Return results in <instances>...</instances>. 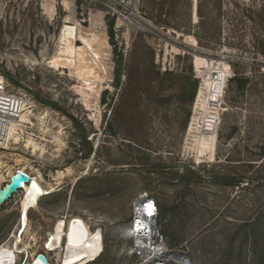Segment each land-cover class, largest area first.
<instances>
[{"label":"rangeland","instance_id":"374dc122","mask_svg":"<svg viewBox=\"0 0 264 264\" xmlns=\"http://www.w3.org/2000/svg\"><path fill=\"white\" fill-rule=\"evenodd\" d=\"M130 4L144 25L118 26ZM98 15L110 55L90 79L59 56L64 27L95 31ZM0 69L25 101L0 188L22 171L50 192L0 206V244L27 209L21 264H57L49 234L74 217L102 230L90 264H156L130 233L143 196L177 261L264 264V0H0Z\"/></svg>","mask_w":264,"mask_h":264},{"label":"bare ground","instance_id":"6f19581e","mask_svg":"<svg viewBox=\"0 0 264 264\" xmlns=\"http://www.w3.org/2000/svg\"><path fill=\"white\" fill-rule=\"evenodd\" d=\"M67 10L69 11L67 23H72L76 18L74 5L67 3ZM129 20H134L133 15L131 17L130 13L121 15L120 20L118 21V26H121V24H124V22H129ZM99 21L100 23H98L95 31L90 32L87 30L84 31L81 28L79 29L74 25H66L64 27L62 42L65 47H63L60 51L59 59L62 60V62H59L60 64L68 65V63H70L71 65V63L74 62L73 64H78L80 72H85L89 76L90 73H94L95 67L102 66L104 64L102 60L108 58L110 55L108 50H106L109 47V42L106 25L100 16ZM77 39L83 42L84 47L75 46L74 41ZM105 52L107 54H105ZM63 55L67 56L65 59L66 62L63 61ZM58 61V59L55 60L56 63ZM24 108L25 107L22 106L20 118L23 117L22 114ZM13 123V128H15L17 122ZM13 128L10 132V137L13 136ZM30 178L31 180H34L33 183L28 184L23 188V191L26 190L27 192V197L29 200L28 205H31L32 201L44 197L48 193V188H46L38 178ZM142 198L145 197L143 196ZM145 202L146 199L143 200V203L136 205L137 213L140 215L135 221L138 229L136 237L139 241V245H141L143 248V254L150 260H154L156 264H169L171 262L175 264H193L189 257L188 262H184L183 260L177 261L176 258L180 254H170L168 253V249L164 244L154 245L152 243L153 233L149 230L142 216V207H144ZM147 209L149 211L146 213V216L149 217L151 214H153L155 209V204L153 201L148 202ZM26 214L27 209L25 211V217L21 223V226H19L17 230L12 235H10L7 241L0 244V264H21L19 262L20 253L30 250V244L26 242L22 243V241H20V234H23L27 226ZM49 235L51 239L46 243V248L49 252L57 254V264H90L99 259L104 252L102 231H92L89 224L82 217H74L69 220L59 219L55 223L52 233ZM33 239L36 240L35 237ZM38 255H35L32 261L25 264H38L36 262ZM159 258L164 259L159 260ZM48 263L54 264L49 261Z\"/></svg>","mask_w":264,"mask_h":264},{"label":"built area","instance_id":"2783aa9c","mask_svg":"<svg viewBox=\"0 0 264 264\" xmlns=\"http://www.w3.org/2000/svg\"><path fill=\"white\" fill-rule=\"evenodd\" d=\"M129 11H130V16L132 17V15H133V18H135V20L137 22H139V24L142 25L143 24L141 21L142 17H140L135 12L134 5H133V9H132V5H131V8L128 9L127 12H125V13H128ZM116 13L119 15V18H118V21H119L122 13L118 12V11H116ZM122 25L129 27L127 23H124ZM133 28H135V27H133ZM137 30H139V28ZM22 106L25 107V101L23 100V98L18 97L16 95H13L12 93H10L9 88H8L7 79L4 75V73L0 69V149L3 148L6 144H9L13 140V138L10 137V132H11L12 128L14 127L13 122H18V121L20 122V120H21L20 114L22 112ZM22 190L23 189H21L20 192H22ZM140 199L141 200H137L136 205L143 203V200L146 199V202L144 203V207H142V212H143L142 216H143L149 230L153 233L152 243L155 245L154 238L157 236L156 235V231H157L156 219L158 217V209L156 207V203L154 200L146 198V197L145 198L141 197ZM149 201L154 202L155 209L153 211V214H151L149 217H147L146 213H148V211H149L147 209V204ZM139 215L140 214L137 213V207H135L134 219L132 222V228H130V231H131L130 233L132 234V237L136 240H137L136 235H137L138 229H137V225H136L135 221L137 220V217H139ZM97 230H101V229H97ZM157 245H159V244H157ZM136 247L143 249L141 245H136ZM45 256L47 257V255H45ZM48 258L49 257H47V259ZM48 261L51 263H54L51 258H49ZM56 263H58V262L56 261Z\"/></svg>","mask_w":264,"mask_h":264},{"label":"water","instance_id":"95a60500","mask_svg":"<svg viewBox=\"0 0 264 264\" xmlns=\"http://www.w3.org/2000/svg\"><path fill=\"white\" fill-rule=\"evenodd\" d=\"M110 170V169H108ZM30 176L22 171H18L3 188H0V206L7 203L19 190L26 185L32 184ZM138 200H141L140 198ZM38 264H49L45 254H39L36 258Z\"/></svg>","mask_w":264,"mask_h":264},{"label":"trees","instance_id":"16d2710c","mask_svg":"<svg viewBox=\"0 0 264 264\" xmlns=\"http://www.w3.org/2000/svg\"><path fill=\"white\" fill-rule=\"evenodd\" d=\"M112 24H111V28H112ZM110 35H111V39H113V32H112V30L110 31ZM105 101V100H104Z\"/></svg>","mask_w":264,"mask_h":264}]
</instances>
